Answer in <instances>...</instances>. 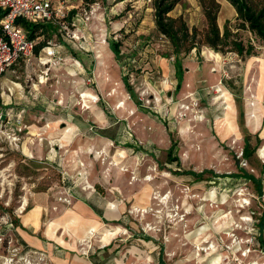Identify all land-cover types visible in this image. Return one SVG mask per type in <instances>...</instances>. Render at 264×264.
<instances>
[{
	"label": "rangeland",
	"instance_id": "rangeland-1",
	"mask_svg": "<svg viewBox=\"0 0 264 264\" xmlns=\"http://www.w3.org/2000/svg\"><path fill=\"white\" fill-rule=\"evenodd\" d=\"M65 1L70 31L87 49L60 26L44 31L40 43L61 47V59L43 65L37 55L12 74L26 113L7 127L0 114V264H264V44L219 0L221 31L227 25L254 50L183 54L177 89L173 47L156 28L152 0ZM171 16L206 28L197 0ZM112 41L121 43L120 61ZM173 141L180 166L167 162ZM11 215L44 248L23 244Z\"/></svg>",
	"mask_w": 264,
	"mask_h": 264
},
{
	"label": "trees",
	"instance_id": "trees-1",
	"mask_svg": "<svg viewBox=\"0 0 264 264\" xmlns=\"http://www.w3.org/2000/svg\"><path fill=\"white\" fill-rule=\"evenodd\" d=\"M202 8V12L206 21V28L200 31L197 27L189 28L186 21L182 16L172 17L171 13L180 5L183 0H152L154 8V20L157 30L164 35L173 47V54L175 57V74L177 80V89H180L184 80V66L182 55H188L192 51L200 52L201 47H207L223 53L234 52L239 57L251 55L254 47L253 45L246 46L242 41L234 38L228 29L227 25L224 26L223 32L219 26V15L222 5L219 0H197ZM235 9L237 19L241 26L247 28L254 36L255 39L264 44V0H226ZM85 3L92 5L94 0H85ZM75 13L73 12L72 15ZM23 23L25 28L29 31L30 39H35L42 35L45 31H53L54 27L51 25L34 26L28 23ZM117 60L120 61L121 56V43L112 41L109 43ZM46 43H40L35 48V53H38ZM228 48V49H226ZM229 50V51H227ZM124 84L127 91L135 103L139 106L140 103L136 101L134 91L128 82L124 79ZM257 143L260 139L257 137ZM177 144L173 141L171 147L167 152V162L176 163L181 165V161L176 153ZM256 147L251 143V135H248L244 140L243 158L248 163L252 161ZM245 177L248 174L244 169H241ZM186 175L199 177L200 175L195 172H185ZM7 212H10L9 210ZM10 221L14 228L20 226V221L16 217H12ZM162 262V261H161Z\"/></svg>",
	"mask_w": 264,
	"mask_h": 264
},
{
	"label": "built area",
	"instance_id": "built-area-1",
	"mask_svg": "<svg viewBox=\"0 0 264 264\" xmlns=\"http://www.w3.org/2000/svg\"><path fill=\"white\" fill-rule=\"evenodd\" d=\"M65 2V0H0V75L6 73L20 60L24 59L30 63L35 57L39 36L30 39L29 31L23 23L18 22L19 20L34 26L50 24L60 26V29L68 31V36L77 42L82 50L87 49L83 41L85 36L79 31L74 33L70 31L67 19L71 11L70 7L64 5ZM43 51L45 55L39 58L43 65H48L56 58L61 59L60 47L55 44L48 42ZM94 53L97 56L96 48ZM74 63L78 67L81 66L79 61ZM7 124L5 120L1 126L7 127ZM21 140L22 138L13 137L16 144Z\"/></svg>",
	"mask_w": 264,
	"mask_h": 264
},
{
	"label": "crops",
	"instance_id": "crops-1",
	"mask_svg": "<svg viewBox=\"0 0 264 264\" xmlns=\"http://www.w3.org/2000/svg\"><path fill=\"white\" fill-rule=\"evenodd\" d=\"M225 2H227V1L225 0ZM219 22H220V20H219ZM51 26L55 27V25H51ZM41 36L42 35H40L38 37L39 38L38 41L41 40ZM39 44H40V41H39ZM109 47H110V45H109ZM43 48L38 53H35V57H37V55H38V58H37L38 60H39L40 57H43L45 55V52L43 51ZM110 50L112 51L111 47H110ZM112 53H113V51H112ZM114 56H115V54H114ZM68 60H70V59H68ZM28 63L29 62H27L24 59H22L16 65H14L10 70H8L6 73H4L3 75H0V100H2L1 104H0V114L4 115L5 120H8V119L11 120L12 118H19V117H21L22 115H24L26 113V111H25L26 105L22 102V100L25 98L24 88H23L21 83H17V82H15L13 80V75L12 74H16V72L18 70H20V68L26 67ZM71 66L74 67L73 64H71ZM258 120H259V117H256L254 121L250 122L252 124V126H253V129L256 128V125H257L256 123L258 122ZM258 127H259V125H257V128ZM257 137L258 136L256 135V138ZM87 205L96 214H98L97 211H96L97 209L95 208V206H93L89 202H87ZM107 210L110 213L111 212H118V206H117V210L114 211V210H111L109 205H108ZM98 215H101V213H99ZM104 215H105V213L102 216H104ZM34 216H35V218H34L35 221H32L33 222L32 223V227L36 228L40 224H39V221H37L38 220V218H37L38 215H34ZM82 225L84 227H86V225L90 226V225H95V224L83 223ZM24 226H26V223H24ZM18 228H19L18 232H19V235L21 237V240H22L23 244L29 245V246H33V247L39 248V249L44 248L43 247L44 246V242L40 238H38L34 234H31L27 230L21 229V224H20V226ZM162 260H163V257L160 256L159 261L161 262ZM91 262L94 264V261L92 259H91Z\"/></svg>",
	"mask_w": 264,
	"mask_h": 264
},
{
	"label": "bare ground",
	"instance_id": "bare-ground-1",
	"mask_svg": "<svg viewBox=\"0 0 264 264\" xmlns=\"http://www.w3.org/2000/svg\"><path fill=\"white\" fill-rule=\"evenodd\" d=\"M84 96L86 97V99H90L91 101H93V103L96 101V98L93 97L92 95L86 94ZM84 185H86L85 188H87V189H90L91 188L90 184H88V183H85ZM115 233L114 232H111V233L105 234V236H104V245L109 244L110 240L115 236Z\"/></svg>",
	"mask_w": 264,
	"mask_h": 264
}]
</instances>
